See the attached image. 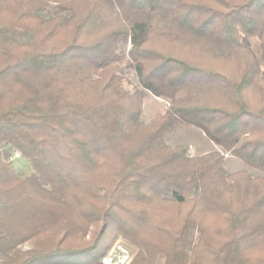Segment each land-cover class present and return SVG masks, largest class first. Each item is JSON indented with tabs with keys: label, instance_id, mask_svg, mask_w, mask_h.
<instances>
[{
	"label": "trees",
	"instance_id": "1",
	"mask_svg": "<svg viewBox=\"0 0 264 264\" xmlns=\"http://www.w3.org/2000/svg\"><path fill=\"white\" fill-rule=\"evenodd\" d=\"M120 235L132 264H264V0H0V263L102 264Z\"/></svg>",
	"mask_w": 264,
	"mask_h": 264
},
{
	"label": "rangeland",
	"instance_id": "2",
	"mask_svg": "<svg viewBox=\"0 0 264 264\" xmlns=\"http://www.w3.org/2000/svg\"><path fill=\"white\" fill-rule=\"evenodd\" d=\"M254 44H256V41L254 42ZM123 74L125 77V84L128 87L132 88L139 83L138 76L135 70L126 67L125 64H123ZM169 105L170 100L167 97L156 96L153 93L149 92L144 98V120L146 122H149L156 114L164 112L169 107ZM168 141L171 144L189 145L190 154L193 155L206 153L213 149H218L227 157V165L230 171H235L244 167V164L238 157H236L229 151L224 150L221 146L217 145L214 141L209 139L201 129L195 126L185 124L179 125L175 130L168 134ZM12 161L13 165L19 168L24 173L29 174L32 171V166L29 161L18 151H15L13 153ZM118 241L123 242L130 248L132 253V260L129 264H132L138 248L121 235L116 238L112 246Z\"/></svg>",
	"mask_w": 264,
	"mask_h": 264
},
{
	"label": "built area",
	"instance_id": "3",
	"mask_svg": "<svg viewBox=\"0 0 264 264\" xmlns=\"http://www.w3.org/2000/svg\"><path fill=\"white\" fill-rule=\"evenodd\" d=\"M132 260L130 248L123 242H116L103 256L102 264H129Z\"/></svg>",
	"mask_w": 264,
	"mask_h": 264
}]
</instances>
